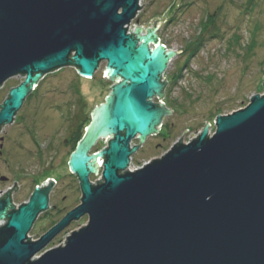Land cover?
Masks as SVG:
<instances>
[{"label":"water","instance_id":"1","mask_svg":"<svg viewBox=\"0 0 264 264\" xmlns=\"http://www.w3.org/2000/svg\"><path fill=\"white\" fill-rule=\"evenodd\" d=\"M140 3L0 0V89L24 78L0 107V132L50 74L73 68L92 79L106 62L105 76L114 83L69 161L81 204L31 241L34 224L50 209L56 180L37 186L18 208L12 204L16 182L0 198L6 223L0 264H264V94L219 116L213 136L206 123L190 144L182 137L161 159L129 171L139 147L173 115L162 103L168 88L163 75L178 56L156 35L158 19L146 31L130 30ZM101 139L107 147L89 156ZM134 140L140 145L131 148ZM102 161V180L92 184ZM86 216L84 228L45 251Z\"/></svg>","mask_w":264,"mask_h":264},{"label":"rangeland","instance_id":"2","mask_svg":"<svg viewBox=\"0 0 264 264\" xmlns=\"http://www.w3.org/2000/svg\"><path fill=\"white\" fill-rule=\"evenodd\" d=\"M140 5L132 29L144 27L146 31L158 19L156 35L178 56L163 75L171 103L167 98L163 101L173 115L132 156L130 172L164 157L182 137L183 144H190L206 123L213 136L219 116L244 109L253 96L264 94V0H141ZM106 68L107 63H102L91 80L73 68L48 75L34 88L37 91L24 103L14 123L0 132V175L9 180L0 184V195L17 182L20 188L12 196L17 208L29 201L37 186L50 178L56 180L50 209L36 221L29 234L31 241L39 240L81 204L79 181L69 169L77 147L73 149L66 139L73 143L83 130L81 141L91 125V113L111 96L114 83L105 76ZM23 82V77H15L0 89V107ZM155 104L161 102L156 99ZM220 109L223 112L217 116ZM139 145L134 140L131 148ZM106 146L105 140H99L89 156ZM90 180L93 184L101 181L102 170ZM87 223V216L73 222L45 251L64 245L68 236Z\"/></svg>","mask_w":264,"mask_h":264},{"label":"trees","instance_id":"3","mask_svg":"<svg viewBox=\"0 0 264 264\" xmlns=\"http://www.w3.org/2000/svg\"><path fill=\"white\" fill-rule=\"evenodd\" d=\"M187 53H191V52H187ZM190 57H191V55H190ZM77 72V71H76ZM171 85H172V83H171ZM40 87V85L37 87V89ZM37 91V90H36ZM36 91H34V92H36ZM33 95V93L30 95V96H32ZM29 96V97H30ZM29 97L27 98V100L29 99ZM166 98H167V101H168V95L166 96ZM26 100V101H27ZM169 103H171L170 101H168ZM168 103V104H169ZM222 112H223V110L222 109H220V110H216V112H215V114L216 113H218V114H216L217 116H219V115H221L222 114ZM215 114H213L214 116H215ZM216 116V117H217ZM17 117H18V115H16V119H17ZM213 117V116H212ZM86 129V128H85ZM83 130H81L79 133H77V138L75 139V141L72 143V139H66V143H68V144H70V142H71V144H72V146H73V149H76L75 147H77V145L76 144H78V142L80 141V139H81V137L83 136L82 134H83ZM82 135V136H81ZM82 198V197H81Z\"/></svg>","mask_w":264,"mask_h":264},{"label":"built area","instance_id":"4","mask_svg":"<svg viewBox=\"0 0 264 264\" xmlns=\"http://www.w3.org/2000/svg\"><path fill=\"white\" fill-rule=\"evenodd\" d=\"M141 4V3H140ZM138 17V16H137ZM133 24V23H132ZM130 30L132 31L133 29H132V26H130ZM108 77V76H107ZM163 79H165V78H163ZM154 101V103H155V100H153ZM165 101V100H164ZM163 101V103L165 104V102ZM101 163V162H100ZM132 164V163H131ZM131 164H130V167H131ZM130 167H129V170H130ZM103 169V161H102V164L100 165V170H102ZM100 181V180H99ZM93 184V183H92ZM94 184H96V183H94ZM11 189H13V188H9L8 190H6V191H4V193H2V195H0V198L4 195V194H6L9 190H11ZM18 208V207H17ZM1 224H2V222H1ZM1 224H0V226H1Z\"/></svg>","mask_w":264,"mask_h":264},{"label":"flooded vegetation","instance_id":"5","mask_svg":"<svg viewBox=\"0 0 264 264\" xmlns=\"http://www.w3.org/2000/svg\"><path fill=\"white\" fill-rule=\"evenodd\" d=\"M37 88V87H36ZM16 119V118H15ZM2 155H3V153L1 154V158H0V161H1V159H2ZM1 178H2V176L0 175V184H7L8 183V181L9 180H7V181H1ZM17 187H18V185H17ZM8 190V189H7Z\"/></svg>","mask_w":264,"mask_h":264},{"label":"bare ground","instance_id":"6","mask_svg":"<svg viewBox=\"0 0 264 264\" xmlns=\"http://www.w3.org/2000/svg\"><path fill=\"white\" fill-rule=\"evenodd\" d=\"M87 80H91V79H87ZM33 93V92H32ZM107 147V146H106ZM6 223L5 221L2 222L1 226H4ZM35 225V224H34Z\"/></svg>","mask_w":264,"mask_h":264}]
</instances>
